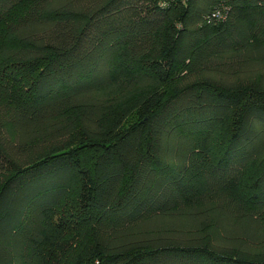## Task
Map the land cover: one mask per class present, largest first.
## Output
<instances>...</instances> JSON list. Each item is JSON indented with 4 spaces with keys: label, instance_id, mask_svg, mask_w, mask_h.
I'll return each instance as SVG.
<instances>
[{
    "label": "trees",
    "instance_id": "obj_1",
    "mask_svg": "<svg viewBox=\"0 0 264 264\" xmlns=\"http://www.w3.org/2000/svg\"><path fill=\"white\" fill-rule=\"evenodd\" d=\"M0 264H264V0H0Z\"/></svg>",
    "mask_w": 264,
    "mask_h": 264
}]
</instances>
